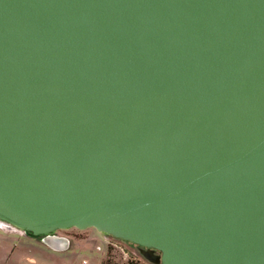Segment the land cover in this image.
I'll use <instances>...</instances> for the list:
<instances>
[{
  "label": "water",
  "instance_id": "water-1",
  "mask_svg": "<svg viewBox=\"0 0 264 264\" xmlns=\"http://www.w3.org/2000/svg\"><path fill=\"white\" fill-rule=\"evenodd\" d=\"M0 220L264 264V0H0Z\"/></svg>",
  "mask_w": 264,
  "mask_h": 264
},
{
  "label": "rangeland",
  "instance_id": "rangeland-1",
  "mask_svg": "<svg viewBox=\"0 0 264 264\" xmlns=\"http://www.w3.org/2000/svg\"><path fill=\"white\" fill-rule=\"evenodd\" d=\"M56 235L68 237L71 239L73 246L75 244L73 248L61 255L65 256L64 261L61 262V260L56 259V256H60V254L47 248V245H41V242L38 243L30 239L24 240L22 237H16L11 239L12 243L14 242V245L19 247L14 252L16 253L15 258L12 260L11 256H8L10 260H5L3 264H101L104 256V264H135L136 262L135 259L128 256L124 245L115 242L110 236L96 228L85 230L76 227L60 229L56 232ZM41 238L37 237L39 240ZM106 243L108 244L107 255ZM4 250L0 246V254H3ZM21 253H25V255H20ZM26 254L34 257L37 262L31 263L29 260H25ZM43 255L47 256V258L50 257L52 261L47 262L48 260ZM41 258L45 261H42Z\"/></svg>",
  "mask_w": 264,
  "mask_h": 264
},
{
  "label": "crops",
  "instance_id": "crops-1",
  "mask_svg": "<svg viewBox=\"0 0 264 264\" xmlns=\"http://www.w3.org/2000/svg\"><path fill=\"white\" fill-rule=\"evenodd\" d=\"M16 237H22L24 238V240L30 239L33 241H36L38 243H40L41 245H47L46 243H44L42 240L37 239V237L39 236H35L30 232L27 231H22L20 229H15V228H11L9 225H6L5 223H1L0 222V246L5 249L3 254H0V263L3 264V262L5 260H10V258L8 256H11V259L14 260L15 258V254L14 252L17 251V249L19 248L18 245H14V242L12 243L11 239H14ZM10 245V246H9ZM75 246V244H74ZM72 244V241H69L67 244L62 243L60 248H52L51 246H46L47 248L54 250L55 252H57L58 254H60V256H56V259H59L62 261L65 260V256H61L63 255L65 252H67L69 249L74 247ZM106 255L108 253V244L106 243ZM11 252V253H10ZM20 255H25V253H21ZM45 257V259H47V262H51L52 260H50V257L47 258V256L43 255ZM60 257V258H59ZM64 257V258H62ZM26 259L25 260H29V262L31 263H36L37 260L34 257H30L26 254ZM104 258L105 256L102 258V263L104 264ZM42 261H45L43 258H41Z\"/></svg>",
  "mask_w": 264,
  "mask_h": 264
},
{
  "label": "flooded vegetation",
  "instance_id": "flooded-vegetation-1",
  "mask_svg": "<svg viewBox=\"0 0 264 264\" xmlns=\"http://www.w3.org/2000/svg\"><path fill=\"white\" fill-rule=\"evenodd\" d=\"M0 222L4 223L1 220ZM108 236H110L111 239H114L115 242L125 246V248L127 249L128 256L136 260L135 264H159L161 255H162L160 251L152 249V248L144 247L139 244H135L133 242L120 239V238H117L111 235H108ZM39 237H42V236H39ZM65 238L71 241L70 238L68 237H65Z\"/></svg>",
  "mask_w": 264,
  "mask_h": 264
},
{
  "label": "built area",
  "instance_id": "built-area-1",
  "mask_svg": "<svg viewBox=\"0 0 264 264\" xmlns=\"http://www.w3.org/2000/svg\"><path fill=\"white\" fill-rule=\"evenodd\" d=\"M42 241H43V238H42Z\"/></svg>",
  "mask_w": 264,
  "mask_h": 264
}]
</instances>
